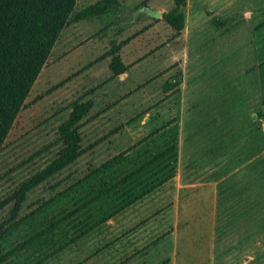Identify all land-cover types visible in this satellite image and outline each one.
<instances>
[{"label": "rangeland", "instance_id": "obj_1", "mask_svg": "<svg viewBox=\"0 0 264 264\" xmlns=\"http://www.w3.org/2000/svg\"><path fill=\"white\" fill-rule=\"evenodd\" d=\"M95 1L78 0L75 12ZM116 2L108 13L69 22L61 30L4 139L0 264H115L119 251H113L114 242L130 246L128 235L140 227L149 234L143 240L161 252L159 258H148V264L210 263L204 250L201 258L193 255L194 204L197 199L209 202L208 193L222 177L230 182L226 173L239 156L216 173L208 161L210 148L197 150L194 131L185 130L189 116L183 97L176 96L179 44L164 25L155 27L162 20L157 12L171 8L167 0ZM130 38L136 42L120 53L126 63L138 64L133 82L132 73L113 78L110 71L112 49ZM165 80L173 86L170 95L162 91ZM88 100L91 109L78 128L79 156L46 175L63 147L59 126L74 103ZM232 182L237 187L242 180L236 175ZM220 190L222 205L228 193ZM235 191L229 198L235 196L234 206L240 208L231 213L235 220L230 215L221 221L218 241L226 233L233 240L219 251L254 254L256 259L247 264L261 263L264 236L259 233L264 226L240 221L247 218L243 202L251 197L243 195L245 188ZM250 217L262 218L264 224L261 212H250ZM196 237L200 241L201 233ZM209 239L203 232L206 248Z\"/></svg>", "mask_w": 264, "mask_h": 264}, {"label": "crops", "instance_id": "obj_2", "mask_svg": "<svg viewBox=\"0 0 264 264\" xmlns=\"http://www.w3.org/2000/svg\"><path fill=\"white\" fill-rule=\"evenodd\" d=\"M167 2L171 10L174 3L172 0ZM181 10L183 26L179 30L173 29L164 19V14L169 11L157 12V17L162 20L155 27L164 25L173 40L179 44L178 65L181 72L176 96L183 97L186 116H189L188 125L185 124L184 129L194 131L197 150L210 148L212 153L208 161L215 166L216 173H220V166L227 169V164L233 163L234 157L239 156V162L228 168L226 173L230 182H222L223 177L216 181L217 185L208 193L209 202H198L196 198L193 238L197 243H194L193 255L197 257L200 254L201 258L204 250L209 254V264H243L241 259L247 264L256 259L254 254L240 256L243 251L240 254L236 251H219L226 241L233 240L230 233L220 237L221 244L218 239L223 234V230H219L221 221H228L231 213L240 208L234 206L238 201L234 200L235 196L229 198V193L238 192L235 191L238 188H245L247 191L243 195L251 197L248 204L243 202L242 210H247V218L242 217L240 221L248 220V225L264 226L262 218L254 221L250 217V212H261L264 217V0H185ZM134 42L136 39L130 38L127 43L118 44L117 55L125 69L119 74L110 70L111 77L132 73L134 76H129L132 82L138 78L140 70H135L138 64L133 66L132 62L126 63L120 53L121 48L132 47ZM167 59L169 57L163 60ZM167 81L169 82L165 80L164 83ZM165 85L166 90L163 88L162 91L170 95L173 86L167 83ZM214 148H221V151ZM236 175L240 176L242 182L234 187L235 182L232 181ZM220 182L225 184V188L223 185L219 186ZM220 188L228 193L222 205L219 202L222 198ZM240 191L243 192L241 189ZM203 216H206L204 220ZM230 219L236 218L233 216ZM142 228L128 235L130 246L122 245L121 240L119 243L114 242L113 251H119V260L115 264H148L161 256L158 248L154 250L155 245L143 240L149 234L144 233ZM198 232L201 233L200 241L196 237ZM203 232L204 236H210L207 248L202 242ZM259 234L264 236V228ZM134 248L133 253L126 254ZM148 258H151L150 262ZM168 264H174V261H169ZM177 264L181 263L178 261ZM197 264H202L201 260ZM253 264H264V258L261 263L257 261Z\"/></svg>", "mask_w": 264, "mask_h": 264}, {"label": "trees", "instance_id": "obj_3", "mask_svg": "<svg viewBox=\"0 0 264 264\" xmlns=\"http://www.w3.org/2000/svg\"><path fill=\"white\" fill-rule=\"evenodd\" d=\"M173 8L164 14L175 30L183 26L185 0H172ZM77 0H0V150L4 139L60 34L69 23L108 13L116 0H99L75 12ZM112 49L110 70L124 71L117 51ZM69 117L59 126L63 147L49 165L46 175L56 173L80 154L81 118L92 102L73 104ZM28 189V188H27ZM27 189L22 188L24 192Z\"/></svg>", "mask_w": 264, "mask_h": 264}]
</instances>
